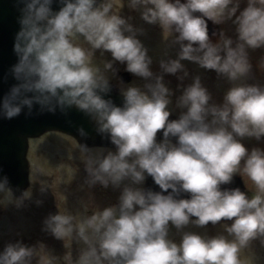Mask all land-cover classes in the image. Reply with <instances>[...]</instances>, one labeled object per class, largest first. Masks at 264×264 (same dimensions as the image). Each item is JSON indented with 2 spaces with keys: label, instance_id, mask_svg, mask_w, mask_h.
Wrapping results in <instances>:
<instances>
[{
  "label": "clouds",
  "instance_id": "clouds-1",
  "mask_svg": "<svg viewBox=\"0 0 264 264\" xmlns=\"http://www.w3.org/2000/svg\"><path fill=\"white\" fill-rule=\"evenodd\" d=\"M230 5L233 0H128L146 24L178 34L179 51L161 60L156 74L138 35L142 30L114 13L112 0H17V59L5 76L14 83L0 97V119L77 110L112 146L94 154L86 142L90 132L76 127L84 141L86 183L123 185L118 205L98 209L78 225L70 214L45 219L43 230L56 239L75 233L87 245L76 264H240L241 248L264 238V149L249 151L242 142L264 138V87L236 83L251 71L248 50L264 48V0H248L239 15L238 4ZM226 13L235 17V47L231 38L213 43L209 35L208 21L219 24ZM81 37L90 48L78 43ZM93 50L110 53L125 71L154 83L121 87L116 103L111 77L93 65ZM184 61L233 86L222 103H213L196 75L175 99L178 118L170 119L175 94L164 77L183 80ZM105 67L111 70L113 63ZM241 171L257 189L251 197L222 187ZM149 177L158 191L145 187ZM9 185V177L0 176V192ZM221 221H231L226 231L232 240L196 232H183L179 242L170 238V228ZM34 255V247L9 242L0 250V264H31Z\"/></svg>",
  "mask_w": 264,
  "mask_h": 264
},
{
  "label": "flooded vegetation",
  "instance_id": "flooded-vegetation-1",
  "mask_svg": "<svg viewBox=\"0 0 264 264\" xmlns=\"http://www.w3.org/2000/svg\"><path fill=\"white\" fill-rule=\"evenodd\" d=\"M240 2H246L241 0ZM113 12L129 18V23H132L135 28L141 29L143 34L139 35V38L143 41L145 46L149 49V55L153 59V71L156 74H160L161 69L156 58L160 57L164 48L167 47V34H170L175 38V34L162 30L157 25L146 24L140 16V12L132 10L128 7V0H114ZM80 43V42H78ZM85 48H90L84 41L81 42ZM93 65L98 67L103 74L111 77V83L113 87L112 98L116 95L120 96L119 89L126 87L130 83H135L137 86L143 88L146 83H154L152 81H145L142 78L134 77L132 74L125 71L126 66L119 62L112 61L111 54L104 52L103 50L92 51ZM108 62L113 63V69L109 70L105 67ZM174 77L171 75H165V83H168L169 78ZM180 111H173L172 117L178 118ZM51 134H57L61 137L69 140L66 146L63 144L57 145V151L53 152L51 159L57 160V166L61 170V177L58 179L56 175L48 171V159L46 156V148L36 146V141L41 140ZM80 141L76 138L60 133L51 132L42 135L41 137L30 141V148L28 151V159L30 161H39V165L36 168L38 174H36L37 185L34 189L33 175L30 169V184L23 196L19 199H15V218L16 229L19 235L16 236L15 241H22L24 244L30 247H37L40 239L37 236L39 231L48 234L53 239L55 245L67 247L72 246L74 238L66 237L64 240L56 239L49 231H44V221L50 215L57 214H70L74 217L73 224L78 225L83 220L87 219L93 212L98 209H102L107 206L118 205V197L122 191L121 188L108 189L102 188L100 185L89 186L86 183L87 174L84 171V154L80 150ZM91 151L95 154L97 152L108 151L111 145H89ZM36 149H38L36 151ZM36 156V158H35ZM238 176V175H237ZM240 177V176H238ZM241 178V177H240ZM242 179V178H241ZM243 185L247 191V195L251 197L257 192L249 190L247 184L242 179ZM125 183L130 184V181ZM45 186L47 191H41V187ZM152 179L149 177L146 181V188L154 187ZM89 200L87 203L86 201ZM42 202V203H38ZM7 206V204H5ZM4 214V212H3ZM6 221L11 220L8 218L7 209L5 208ZM195 219V218H193ZM231 224V221H221L216 225L211 223L207 227H197L195 224L190 223L182 231H175L170 228V238L179 242L183 232L199 233L202 236H225L231 239L226 229ZM193 226V228H191ZM264 238H259L250 241L246 250L252 252V258L248 259L244 264H264ZM8 241L5 242V244ZM55 246V247H56ZM71 251V249H70Z\"/></svg>",
  "mask_w": 264,
  "mask_h": 264
},
{
  "label": "rangeland",
  "instance_id": "rangeland-1",
  "mask_svg": "<svg viewBox=\"0 0 264 264\" xmlns=\"http://www.w3.org/2000/svg\"><path fill=\"white\" fill-rule=\"evenodd\" d=\"M114 2V0H112ZM248 3V0H246ZM245 5L244 7H246ZM240 7V6H239ZM238 7V8H239ZM244 7H240L239 10ZM239 10L236 12V15H239ZM227 14V13H226ZM225 14V15H226ZM221 17V26L220 29L222 31L223 39L231 38L233 40V47H235L237 43L236 38V24L234 23L235 17L231 19L228 16ZM79 42H83V38H79ZM86 43V42H85ZM87 44V43H86ZM90 46V45H89ZM180 45L175 42V38L170 34H167V47L163 49L162 55L155 60L160 62L161 60H167L169 58H175L176 53L179 51ZM249 63L251 65L250 75L251 80H253V84L264 87V48L259 49H249L248 50ZM185 68L188 72V76L184 77L183 80L178 79L177 76L171 77L168 80L167 85L170 89L173 90V104L170 107L173 111H181L176 107L175 99L182 92V89L191 83L192 79L199 75L202 79L203 84L208 88L213 96V103H222L223 96L227 92V90L233 86V83L228 81L226 78L222 76H218L214 71H205L201 69L198 65L184 61ZM179 76H183V73L178 74ZM236 83H244L245 77L237 81ZM69 140L64 137H61L57 134H51L41 140L36 141V146L41 148H46V156L48 159V171L56 175L58 179L61 177V170L57 166V160L51 159L53 152L57 151V145L63 144L67 145ZM243 143L248 147L249 151L252 149H264V138L260 140H256L254 137H245L242 140ZM38 149H36L37 151ZM103 152H97L95 154H101ZM36 158V156H35ZM39 165V161H30L31 173L33 175L34 189L37 185V176L38 174L36 168ZM244 182L247 184L249 190L257 192L255 185L252 181L244 174L242 171L238 174ZM87 203L89 200L86 201ZM7 204V206L5 205ZM5 208L7 209L8 218L10 217L12 221H6L5 216ZM15 208L16 202L15 199L8 193V190L0 192V250H3L4 246L9 242H16V236L19 235L18 230L16 229V218H15ZM4 212V214H3ZM193 228V226L191 227ZM175 231L176 229L173 228ZM191 229L190 232H192ZM40 242L37 247H34L35 255L32 258L31 264H76L81 252L87 248V245L84 244L82 240L78 236L73 233L72 238V246L62 247L58 250V245L56 246L53 242V239L41 231L37 233ZM229 239V237H226ZM233 239V237H231ZM8 241L6 244L5 242ZM56 246V247H55ZM71 249V251H70ZM252 252L246 250V248H241L239 252V260L240 264H244L248 259L252 258Z\"/></svg>",
  "mask_w": 264,
  "mask_h": 264
},
{
  "label": "water",
  "instance_id": "water-1",
  "mask_svg": "<svg viewBox=\"0 0 264 264\" xmlns=\"http://www.w3.org/2000/svg\"><path fill=\"white\" fill-rule=\"evenodd\" d=\"M18 16L17 0H0V97L14 83L10 76L5 80V76L17 59L13 52V42L19 30ZM208 26L213 43H220L222 39L218 25L209 20ZM213 32L216 33L215 36H212ZM115 102L119 104V101ZM80 125L90 132V136L99 138L88 118L75 109H72L68 116L57 112L55 115L34 114L27 117L22 114L13 120L0 119V176L9 177V189L15 196H21L28 185V139L52 130L63 131L80 139L76 132V127ZM222 187L233 188L232 184Z\"/></svg>",
  "mask_w": 264,
  "mask_h": 264
},
{
  "label": "trees",
  "instance_id": "trees-1",
  "mask_svg": "<svg viewBox=\"0 0 264 264\" xmlns=\"http://www.w3.org/2000/svg\"><path fill=\"white\" fill-rule=\"evenodd\" d=\"M245 5H247V2H242L241 4H240V7H244ZM240 7L238 8V10L240 9ZM237 10V11H238ZM251 75L250 74H248V76H246L245 77V84H253V80H251ZM264 85V84H263Z\"/></svg>",
  "mask_w": 264,
  "mask_h": 264
}]
</instances>
